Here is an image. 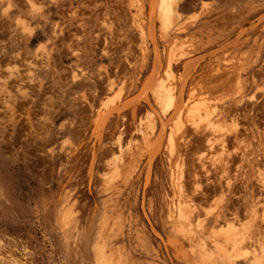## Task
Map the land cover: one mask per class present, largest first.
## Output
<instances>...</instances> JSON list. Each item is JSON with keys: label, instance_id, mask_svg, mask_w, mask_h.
<instances>
[{"label": "rangeland", "instance_id": "1", "mask_svg": "<svg viewBox=\"0 0 264 264\" xmlns=\"http://www.w3.org/2000/svg\"><path fill=\"white\" fill-rule=\"evenodd\" d=\"M159 4L0 3V264H264V0Z\"/></svg>", "mask_w": 264, "mask_h": 264}, {"label": "bare ground", "instance_id": "2", "mask_svg": "<svg viewBox=\"0 0 264 264\" xmlns=\"http://www.w3.org/2000/svg\"><path fill=\"white\" fill-rule=\"evenodd\" d=\"M174 2H175V0H160V4L158 5L159 6V10H160V12H161V14H163V16H169L173 11H174ZM170 18V17H169ZM165 19V18H164ZM164 19H163V21H164ZM162 21V22H163ZM165 21H166V19H165ZM170 23V22H169ZM166 24V23H165ZM170 71V70H169ZM163 85V84H162ZM160 86V88H162L163 89V92H162V94H165L164 96H165V102L168 100V101H171V98H172V94L170 93V91H169V89H165L163 86ZM159 86V85H158ZM168 87V86H167ZM161 90V89H160ZM157 92V91H156ZM156 95V94H155ZM163 96V95H162ZM161 97V96H160ZM157 98H158V96H157ZM163 100V99H162ZM159 102V101H158ZM164 102V101H163ZM167 103H169V102H167ZM170 104V103H169ZM165 105V104H164ZM167 106H168V104H166ZM165 105V106H166ZM204 109V108H203ZM197 112H198V110H196ZM196 112V113H197ZM192 113H194V112H192ZM191 113V114H192ZM199 113V112H198ZM207 113V112H206ZM209 114V113H208ZM207 116V115H206ZM205 117V116H204ZM203 117V118H204ZM205 119V118H204ZM207 119V118H206ZM208 122V121H207ZM217 123V122H216ZM209 125V124H208ZM213 126L215 125V124H212ZM217 126L218 125H216V128H217ZM223 128V127H222ZM213 129H215L214 127H213ZM224 137V136H223ZM170 140V139H169ZM208 140V139H207ZM171 141H172V139H171ZM209 143H210V141H209ZM208 143V144H209ZM212 143L213 142H211L210 143V146H208V147H211V145H212ZM240 143V142H239ZM172 144V143H171ZM221 146H223V147H225V140H223V141H221ZM130 148V147H129ZM222 148V147H221ZM228 150V149H227ZM219 152V151H218ZM223 152V151H222ZM215 154V153H214ZM213 154V155H214ZM217 154V153H216ZM216 154L214 155V156H216ZM212 155V156H213ZM207 156V155H206ZM200 159V158H199ZM208 159V158H207ZM215 160V159H214ZM204 161V160H203ZM217 161V160H216ZM227 161V160H226ZM209 164V163H208ZM180 165V164H179ZM203 165H204V163H203ZM207 166V165H206ZM199 167H201V166H199ZM222 168V167H221ZM220 168V169H221ZM179 169V168H178ZM201 169V168H200ZM259 170H260V168H259ZM224 171V170H223ZM226 171V170H225ZM179 172V171H178ZM257 172H259V171H257ZM225 173V172H224ZM182 173L180 172V173H178V178L180 177H182V175H181ZM227 174V173H226ZM259 176V175H258ZM178 178H177V180H178ZM179 178V179H180ZM259 181H261V186H264V178L262 177L261 178V180H259ZM226 183H227V181H226ZM260 183V182H259ZM227 184H229V183H227ZM225 185V184H224ZM223 185V186H224ZM181 187V186H180ZM221 187V186H220ZM182 188V187H181ZM223 188V187H222ZM223 190V189H222ZM226 190V189H225ZM179 191V190H178ZM263 191V190H262ZM176 200V199H175ZM177 201V200H176ZM176 203V206H175V210H176V214H177V218L179 219V220H181V221H183V222H186L188 225H190V223L188 222V215H189V213L187 212V209L186 208H184L185 206H187V204L184 206V204L185 203H183V200L182 201H177V202H175ZM188 203V202H187ZM260 205V204H259ZM190 206V203H189V205H188V207ZM190 209V208H189ZM264 210V209H263ZM189 211H191V210H189ZM192 212V211H191ZM263 212V211H262ZM262 214V213H261ZM229 229H228V231L229 230H231L230 229V227H228ZM227 231V233L226 234H224L223 235V240H225V242H232L233 243V245H240V244H242V242L244 241V235H242V233H240L239 231L240 230H236V231H229L228 232ZM246 232V231H245ZM239 235L240 236H242V239H241V237H239ZM252 243V242H251ZM256 245V243L254 244V246ZM251 246V245H250ZM249 246V247H250ZM254 248V247H253ZM255 249V248H254ZM253 250V249H252ZM190 251H192V250H190ZM253 251H256V250H253ZM255 253V252H254ZM253 253V254H254ZM106 259V258H105ZM103 261V260H102ZM106 261V260H105ZM108 261H109V259H108ZM246 261V260H245ZM101 263V262H100ZM109 264V263H108Z\"/></svg>", "mask_w": 264, "mask_h": 264}, {"label": "clouds", "instance_id": "3", "mask_svg": "<svg viewBox=\"0 0 264 264\" xmlns=\"http://www.w3.org/2000/svg\"><path fill=\"white\" fill-rule=\"evenodd\" d=\"M2 2H3V0H0V3H2ZM10 7H11V5H9V8H10ZM9 8H5V9H4V12L7 13L8 10H9Z\"/></svg>", "mask_w": 264, "mask_h": 264}]
</instances>
